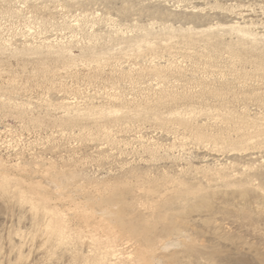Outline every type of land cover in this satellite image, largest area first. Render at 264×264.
I'll return each instance as SVG.
<instances>
[{
    "label": "rangeland",
    "instance_id": "374dc122",
    "mask_svg": "<svg viewBox=\"0 0 264 264\" xmlns=\"http://www.w3.org/2000/svg\"><path fill=\"white\" fill-rule=\"evenodd\" d=\"M263 152L264 0H0V264H99L106 228L78 206L114 194L148 220L144 180L229 202L159 254L262 264L264 187L219 169Z\"/></svg>",
    "mask_w": 264,
    "mask_h": 264
},
{
    "label": "bare ground",
    "instance_id": "6f19581e",
    "mask_svg": "<svg viewBox=\"0 0 264 264\" xmlns=\"http://www.w3.org/2000/svg\"><path fill=\"white\" fill-rule=\"evenodd\" d=\"M68 105L69 104H67V106ZM65 123L68 126L73 124L72 121H68ZM245 157L247 158L248 161L253 162V163L258 159V158L257 159L255 158L256 156L254 153L247 154L245 155ZM231 168L232 167L228 165H223L222 168L219 169L220 178L230 177L232 179V180L224 179L227 182V184H230V183L231 184H237V183L251 184L253 181L257 180L259 185L264 187L263 186L264 185V167H259V169L256 168L257 170H252V173L253 171H255L253 174L252 173L248 174V172H246L247 174L245 175L242 174L243 176H241L240 180H238L235 174H232L233 171H231ZM53 178L54 177H52V179ZM52 179H51V182L53 180H54L53 182L57 181L60 184L58 185L60 187H63L61 186V184H64V183L58 180V178H54L53 180ZM73 182L69 181V182H66V184L68 186L70 185L73 186L74 184ZM144 183H147V186L141 188L142 190L140 192L141 193L144 192V193L139 195V198L143 199L144 202H147V204H153L152 210L150 212V217L148 220L140 219V218L135 220V217L134 218L127 217L124 213L125 204H122V203L120 204L118 202V199L116 198V195L114 194H111L107 197H104L103 199H100L101 200L100 209H95L93 208V206L88 207L90 199H93L92 197L90 198V196H88L89 197V201L87 204L88 208L85 207L86 208L85 209L84 208L85 205L83 206V208H80V206L82 207V205L78 206L79 207L77 208L78 213L75 214V216L76 215L77 216L76 218L74 217L75 222H76V219H78L77 221H80L78 223H81L80 225L82 226L85 225V227H91L89 225L91 224L90 222H92V224L98 225L97 227L98 228L100 227L99 229H101L102 227L106 228L103 235H101L106 240V246L103 249V253H101L104 255L103 261L100 262L99 264L107 263L108 258H110L109 261L117 260L119 264H192L191 261L184 262L182 258L179 259L178 256L175 255L174 252L172 255H169V256L165 254H159L160 250L169 248L170 244H171L170 246L178 245L180 244V242H182L180 239L194 235L195 230H196L194 228L195 227L197 228L196 222L206 221L210 223L213 221L215 223L214 227L212 228L214 233L215 231L217 232L221 230L222 227L220 224H222L223 221L225 220H229V217L231 215V213L228 210L224 209L229 205L228 204L229 202L227 200L221 201L220 204L225 206L222 208L219 206H209V205L207 206V200L209 198L205 194L194 193V190H195L194 185H192L194 187L192 190L191 189L190 190L188 189L180 190L181 188L175 189V188H170V186L163 187L165 184L163 185L162 183L160 184L153 183L147 180H144ZM176 185H173V186H176ZM6 186H7V183L5 182L1 186V189H4ZM177 192H180V194H175ZM158 198L160 201L158 200ZM242 202H243L242 203L243 207L244 206L247 207L244 200H242ZM93 203H96V202L94 201ZM118 204L120 206H118ZM75 206L73 207L74 209H75ZM113 208H116V209H113ZM75 212H72V213L74 214ZM218 215H221L220 219L217 218ZM232 218L234 220L237 219L235 217H232ZM59 222H57L58 225L54 227V234L56 235V237H63L62 235L63 231L61 229L62 225H60ZM168 241H170L169 245H167ZM183 242H186V241H183ZM184 246H186V244ZM143 251H145L144 254H142ZM155 252H157L158 254H155ZM205 255L206 254H189L187 256L192 257L193 259H196V258L203 259V257H206ZM210 257L211 256L209 255L208 258ZM220 264H246V261L243 258H239V256H231V254H226L223 257H221ZM262 264H264V261Z\"/></svg>",
    "mask_w": 264,
    "mask_h": 264
}]
</instances>
